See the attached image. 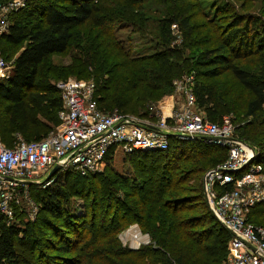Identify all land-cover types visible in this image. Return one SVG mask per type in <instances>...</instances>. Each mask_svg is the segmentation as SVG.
I'll return each instance as SVG.
<instances>
[{
	"label": "trees",
	"instance_id": "trees-1",
	"mask_svg": "<svg viewBox=\"0 0 264 264\" xmlns=\"http://www.w3.org/2000/svg\"><path fill=\"white\" fill-rule=\"evenodd\" d=\"M211 3L213 13L202 0H26L0 35L1 52L12 61L0 81L3 144L13 147L17 136L40 141L60 128L59 91L38 70L49 56L72 48L66 76L90 80L105 113L156 121L155 107L172 103L173 82L194 73L204 118L239 120L234 137L251 143L264 163V0ZM123 29L148 45L134 54L119 40ZM247 59L252 71L237 64ZM127 156L138 157L131 164L149 175L138 186L126 182L121 200L87 184L93 173L68 170L65 178L79 187L73 193L58 181L63 174L55 175L53 189L39 188L33 221L7 223L0 215V264H225L230 234L209 211L195 176L224 162L227 150L200 140L170 141L165 151ZM111 161L112 151L105 157ZM183 162L190 166L180 170ZM74 197L83 198L82 216L68 209ZM248 222L264 227V204L251 210ZM126 223L136 224L150 244L122 246L118 234Z\"/></svg>",
	"mask_w": 264,
	"mask_h": 264
},
{
	"label": "built area",
	"instance_id": "built-area-1",
	"mask_svg": "<svg viewBox=\"0 0 264 264\" xmlns=\"http://www.w3.org/2000/svg\"><path fill=\"white\" fill-rule=\"evenodd\" d=\"M25 1L0 4V35L8 32L10 15L23 8ZM171 29L175 31V25ZM5 70L0 59V79ZM55 87L62 102L60 128L40 141L24 142L17 136V143L10 148L0 139V215L6 221H13V205L21 201L19 198L26 195L28 187L38 184L40 177H47L56 165L60 169L53 177L68 170L87 176L111 151L124 155L165 151L170 141L200 139L227 150L226 160L206 171L201 179L209 211L230 234L225 264H264V227L248 222L251 210L264 204V163L258 161L255 149L234 137L230 117H223L219 123L204 118L196 104L194 73L173 82L172 97L179 102L169 104L167 114L160 104L155 107V123L115 110H99L93 99L92 82L69 78ZM32 208L30 220L37 213V208ZM149 244L147 235L144 239L135 235L131 249Z\"/></svg>",
	"mask_w": 264,
	"mask_h": 264
},
{
	"label": "rangeland",
	"instance_id": "rangeland-1",
	"mask_svg": "<svg viewBox=\"0 0 264 264\" xmlns=\"http://www.w3.org/2000/svg\"><path fill=\"white\" fill-rule=\"evenodd\" d=\"M13 1H17V0H2V2L0 4L13 2ZM202 1L205 4H210L209 8L211 9L210 11L213 13L214 10L212 8V3H211V1H213V0H202ZM61 3H62V5H67L66 2H61ZM233 3H235V2H233ZM235 5H237V4L235 3ZM260 6H261V3H260ZM118 35H119V40L126 47L130 48L134 54H139L141 52L142 48L146 47L148 45L147 40L140 39L139 35L134 34V33H130V30H128V29L119 30ZM177 35L178 34H176V33L174 34V36H176V37H177ZM1 49L2 48L0 46V59L3 60V62L5 63L6 70L4 71L5 76L3 78H1L0 81H4L8 78V76L10 74L12 61L5 58L6 54L1 52ZM74 54H75L74 50L71 48L68 52H65L62 55H51V56H49L48 58H46L44 60V62L39 67V70H38L39 76L42 77L43 79L47 80L54 87H55L56 83H58L61 80L69 79V78L75 79L74 76H70V75L66 76V69L71 62V57ZM187 54H189V52H187ZM195 56H196V54H195ZM252 62L254 63V61H252ZM250 63H251V61L249 59L244 60L243 62H241V61L237 62L238 65L242 66L243 68L245 67L249 71H252L253 68L251 67ZM84 81L91 82L90 80H84ZM158 106H159V104H158ZM154 111L156 112L155 114H157L158 108H155ZM151 122L155 123V121H151ZM231 122H232V125L234 126V129H235V126L238 125V123L240 121L234 119ZM263 129H264V127H263ZM234 136L236 138H238V136L235 134V132H234ZM247 144L254 148V146L251 145V143L248 142ZM222 153L225 156V154H226L225 151ZM133 158H135V156H133L131 158L127 155L119 153V151H117L116 153H112L111 163L107 164V163H105V160H104L101 163V165L98 167V169L93 173L94 177L90 178L87 181V184L93 183L94 187L95 186L96 187H102L106 191L111 192L113 194V196L119 198L120 200L123 199V193H124V191L127 190L123 187V185L126 184V182L129 184H132L133 186H138L143 180H146L147 179L146 177H148V175H149V173H147V174L140 173L136 169L138 167H134L131 164V159H133ZM135 159L137 160L138 157ZM218 164H219V162L212 164L213 168L215 166H217ZM189 166H190L189 164L183 162L180 164L179 167L181 170V169H185L186 167H189ZM158 169H160V166L155 168V170H158ZM210 169H212V166H207V167H205L204 171L206 172ZM61 176H63V177L58 181H61V183L64 185L65 188L69 189L70 191H72L74 193L76 191V189L79 187L78 184L74 183L72 178H69V177L65 178V172ZM103 176L108 177L107 178L108 183L102 182L101 177H103ZM202 176H203L202 174H198L195 176V179L197 180V182L201 181ZM45 177L46 176L40 177V182L35 185L37 187H28V190L26 191V195H24L23 197L21 196L19 198L21 201H19L15 205H13V208H14L13 211H14L15 215L13 217V221L12 220L9 222L7 221V223H27L29 221L31 222L34 220V219L33 220L28 219V215H29L32 207H36L37 211H38V206H37L38 200L36 198V195H41V193L39 192V188H41V189H43V188L53 189L54 188L53 187L54 184H52V179L51 180L49 179L50 181L44 180ZM47 181H49V182H47ZM46 183H48V184L46 185ZM192 184L194 185L195 183L191 182L189 185L193 186ZM82 203H83V198H81V197L72 198L70 206H68V209L70 212L72 211L73 216L79 217V216L83 215ZM128 224L127 223L124 224L123 227L126 226V228L123 229L118 234V238L120 239L122 246H126V247L131 249V247L134 244V236L138 235V237H140L141 239H144L146 234H143L136 224H131L129 226H128ZM46 253L48 255H58L59 254V252L53 251V250H47ZM67 255L70 256L72 254H67Z\"/></svg>",
	"mask_w": 264,
	"mask_h": 264
},
{
	"label": "water",
	"instance_id": "water-1",
	"mask_svg": "<svg viewBox=\"0 0 264 264\" xmlns=\"http://www.w3.org/2000/svg\"><path fill=\"white\" fill-rule=\"evenodd\" d=\"M194 140H200V139H194ZM202 140H205V141H209V139H202ZM226 140L228 141H236L235 139L233 138H227ZM60 169V166L56 165L50 172L49 174L47 175L46 177V180H49L53 177V175Z\"/></svg>",
	"mask_w": 264,
	"mask_h": 264
},
{
	"label": "crops",
	"instance_id": "crops-1",
	"mask_svg": "<svg viewBox=\"0 0 264 264\" xmlns=\"http://www.w3.org/2000/svg\"><path fill=\"white\" fill-rule=\"evenodd\" d=\"M172 95H173V94H172ZM171 98H172L173 105H174L175 103H178V102H179L178 99H177V97H174V96L172 97V96H171ZM170 106H171V105H168V106H166V107H165V106H162V108L164 107V108H163L164 114H167V113L170 111Z\"/></svg>",
	"mask_w": 264,
	"mask_h": 264
}]
</instances>
